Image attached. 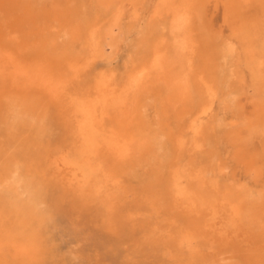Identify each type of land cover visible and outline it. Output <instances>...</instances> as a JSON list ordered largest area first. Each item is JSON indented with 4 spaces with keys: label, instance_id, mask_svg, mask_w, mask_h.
<instances>
[{
    "label": "bare ground",
    "instance_id": "6f19581e",
    "mask_svg": "<svg viewBox=\"0 0 264 264\" xmlns=\"http://www.w3.org/2000/svg\"><path fill=\"white\" fill-rule=\"evenodd\" d=\"M246 1H221L223 23L233 32L242 27ZM210 2L218 0H0V264H75L73 253L52 244L60 201L68 194L93 196L95 176L115 179L125 167L155 205L185 218V238L195 245L188 251L198 264H263L264 51L243 53L248 71L226 100L235 118L231 126L247 131L237 132L236 159L260 183L237 187L222 178L227 159L204 133L220 79L201 38H222L206 20ZM135 28L120 81L101 75L84 91L67 90L96 59L108 64ZM82 38L88 48L83 60L73 56ZM222 43V56L233 55V43ZM61 126L71 136L76 164L66 148L42 150ZM253 138L260 154L248 150ZM197 149L208 160L200 169ZM86 169L93 179L85 178ZM104 190L102 226L108 233L124 231L122 211L108 210L112 199ZM195 241L206 243L207 251Z\"/></svg>",
    "mask_w": 264,
    "mask_h": 264
},
{
    "label": "rangeland",
    "instance_id": "374dc122",
    "mask_svg": "<svg viewBox=\"0 0 264 264\" xmlns=\"http://www.w3.org/2000/svg\"><path fill=\"white\" fill-rule=\"evenodd\" d=\"M186 1L187 0H185V2ZM221 1L222 0H218L216 3L210 2L206 6L205 15L207 22L211 24V26H209L211 31L220 33L222 38L219 39L218 42H214L212 38H201L208 46L211 63L218 72L220 79L217 93L213 96L211 104L209 105L210 108L207 110L204 117V133L211 141L212 145L221 148L227 159V174L226 176H222V178L225 177L226 182L230 184L233 183V185L237 187L243 184L257 189L260 188V183L256 184V182L248 176L249 174H247L245 165L236 159L238 151L234 149V141L237 138V132L241 131V134L246 136L247 131L244 128L242 129V127L238 129V127L234 128L231 126H235V118L230 108L231 104L226 100L228 93L232 91L234 87H237L239 76L246 74V71H248L243 53L247 51V48H253L256 51H264V40L262 39V36L264 38V0L246 1L247 4H245L242 10V27L237 32H233L228 25L223 23V7ZM254 10H256V15L254 14V16L251 17L250 14ZM128 20V18L127 20L125 19L122 27L123 30L129 28L131 22ZM59 30V28L50 30L49 36L55 38L54 36H57ZM129 35L130 36L127 37L129 40H124L125 42L122 41L119 44L116 53L110 58L108 64L106 63L108 60L102 61V59H96L90 68L80 74V79H78L75 84L71 82L70 84L68 83L67 90H73L77 93L84 91L100 78L101 75L103 77L112 76L115 80L118 79L117 81H120L124 75L125 66L132 55V50H134L132 46L136 40V28ZM82 39L75 40L74 45L76 50L73 56H81L79 59L83 60L88 56V48L86 43H84L85 39ZM223 39L233 43V55L227 53L226 56H222ZM259 39L260 41H258ZM59 41L65 42L63 38L59 39ZM68 42H70V40H68ZM110 53L111 51L107 48V56H109ZM58 62L62 68H66V65H69L66 64L68 62L65 61L62 55L58 56ZM241 71H243V73ZM109 72L111 75L108 74ZM148 113L149 116L153 118L154 112L151 108H149ZM1 125L2 124H0V128ZM66 130L64 126L59 127V129L54 127L51 136L48 141H46L48 144L44 143V148L42 150H45L47 153L58 148H66L70 161L72 160V163L76 164L77 156L73 153L75 150L71 145V136ZM3 141L4 138L0 135V143ZM19 148L20 146L18 145L15 149L18 150ZM197 150L195 162L197 168L200 169L206 166L208 160L200 153L199 149ZM248 150L249 152H253V154H260L261 148L259 141L253 138ZM250 156H252V154H250ZM251 158H253V156ZM254 161L258 162V159ZM84 172L85 178H94L88 169H86V171L84 170ZM215 172L216 173L211 177H214V179H216L215 176L219 178L217 173L218 170L216 169ZM95 177L98 180L100 178L98 176ZM134 177L135 176L128 172L125 167L123 170L117 172V178L114 179L112 177L114 181L112 178L107 177L97 182V179L94 178L93 180L96 181L95 184L97 185H94L92 190L94 195L91 197L89 196L90 194L83 197L85 196L84 193H80L81 195H65L60 201L55 215V222L52 228L54 235L52 244L58 248L59 252L73 253L77 257L75 264H198L197 257L195 258V255L191 256V251H193V249H191L190 253L188 251L189 247L191 248L195 245L193 242L190 244V240L185 238V233L187 231L185 218L176 214L174 210H171L167 206L162 207L157 206V204L155 205L154 195L146 193L141 188L140 182ZM105 188L108 189V193L111 194L112 199V205L107 208L111 211H122L121 219L124 220L125 226H127L124 228V231L108 233L102 226L99 215L102 213L101 211H105L106 208L102 205V194ZM86 200L89 201L87 202ZM92 200L97 205L93 202L89 203ZM200 243L199 241H195L196 246L198 244L197 248L200 247L206 252V243H201V245Z\"/></svg>",
    "mask_w": 264,
    "mask_h": 264
}]
</instances>
